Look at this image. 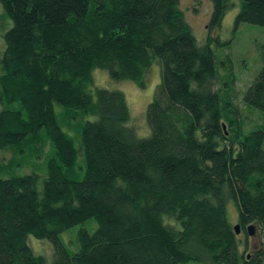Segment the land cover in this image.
<instances>
[{
	"label": "trees",
	"instance_id": "obj_1",
	"mask_svg": "<svg viewBox=\"0 0 264 264\" xmlns=\"http://www.w3.org/2000/svg\"><path fill=\"white\" fill-rule=\"evenodd\" d=\"M184 1L0 0L12 21L0 61V153L12 158L0 175L53 146L42 183L0 177V264H264V129L244 130L232 58L215 55L218 38L198 42ZM212 2L209 28L219 29L234 3ZM243 24L264 27V0H241ZM155 63L151 134L140 138L125 94L95 86L93 72L146 88ZM243 97L264 113V69ZM56 104L80 129L82 158ZM231 200L260 247L236 234ZM90 219L97 228L82 229L71 254L61 235ZM29 236L52 244V262Z\"/></svg>",
	"mask_w": 264,
	"mask_h": 264
},
{
	"label": "rangeland",
	"instance_id": "obj_2",
	"mask_svg": "<svg viewBox=\"0 0 264 264\" xmlns=\"http://www.w3.org/2000/svg\"><path fill=\"white\" fill-rule=\"evenodd\" d=\"M229 1L234 3V8H232L226 15L222 26L219 29L209 28L214 8L212 0H185L182 3V8L186 10V20L192 27L193 33L201 45L206 44L210 37L218 38L212 46L215 55L218 54L224 59L227 54L231 56L232 68L236 74V80L234 83L235 91L233 92V100L235 104H233L239 109L244 130L248 133L260 128L264 129V113L255 108H249L244 102L243 97L244 93L264 69V27L243 24L236 28L235 19L240 11L241 0ZM11 27L12 21L6 15L0 2V61L3 58L5 50L4 37ZM225 67L226 65L224 64L220 66V75L215 82V89H222L221 82H223ZM93 76L95 86L110 90H118L125 94L131 116L130 122L127 126L134 128L138 137H149L151 134V128L147 120V108L153 100L154 92L160 83L161 73L159 65L155 63L149 70L146 78V88H140L133 82L114 81L109 77L107 71L100 69L94 70ZM55 109L62 130L73 138L75 146L80 152L79 158H82L79 136L80 129L76 125V121L71 122L72 125L67 124L64 121L66 118V110L59 104L55 105ZM95 118L96 117L93 116H84V119L81 120V122L94 121ZM52 153L53 146L49 144L45 149L43 157L40 159H36L35 157L31 158L29 155L18 157L16 162L20 166L10 167L6 174L0 175V177L9 178L13 174L23 176L35 173L40 177L42 183L47 176V159ZM11 158V151L1 152L0 169L2 165L9 166ZM80 178H82V176ZM227 216L229 222L233 226L238 224V209L235 202L232 200L227 203ZM96 228L97 223L93 219H90L83 225H78L64 232L61 235V240L68 251L71 254H74L80 249V231L85 229L89 233H93ZM257 232L258 230L256 229L255 235L250 242L252 248H257L262 245V239ZM27 244L35 255L43 256L49 262H52L53 246L49 241L29 236ZM241 249L243 250L244 248L241 246ZM247 253L251 254V251L247 250Z\"/></svg>",
	"mask_w": 264,
	"mask_h": 264
},
{
	"label": "flooded vegetation",
	"instance_id": "obj_3",
	"mask_svg": "<svg viewBox=\"0 0 264 264\" xmlns=\"http://www.w3.org/2000/svg\"><path fill=\"white\" fill-rule=\"evenodd\" d=\"M247 235H248L247 227L245 228V227L241 226V232H240L239 236H241V238L243 237L242 241L244 244L246 243L250 248H252L250 242H251L253 236L250 237L249 235L248 236Z\"/></svg>",
	"mask_w": 264,
	"mask_h": 264
},
{
	"label": "water",
	"instance_id": "obj_4",
	"mask_svg": "<svg viewBox=\"0 0 264 264\" xmlns=\"http://www.w3.org/2000/svg\"><path fill=\"white\" fill-rule=\"evenodd\" d=\"M236 234L239 235L241 232V226L240 224L235 225L234 227ZM247 231L249 236H254L255 235V231H256V227L254 225L248 226L247 227Z\"/></svg>",
	"mask_w": 264,
	"mask_h": 264
}]
</instances>
